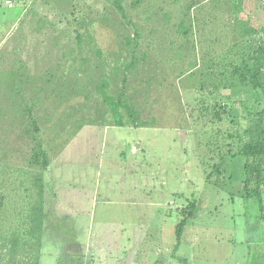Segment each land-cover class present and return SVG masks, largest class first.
Here are the masks:
<instances>
[{
    "label": "rangeland",
    "instance_id": "374dc122",
    "mask_svg": "<svg viewBox=\"0 0 264 264\" xmlns=\"http://www.w3.org/2000/svg\"><path fill=\"white\" fill-rule=\"evenodd\" d=\"M0 7L1 264H264V209L243 197L240 154L264 109L244 78L257 68L264 87L259 0Z\"/></svg>",
    "mask_w": 264,
    "mask_h": 264
},
{
    "label": "trees",
    "instance_id": "16d2710c",
    "mask_svg": "<svg viewBox=\"0 0 264 264\" xmlns=\"http://www.w3.org/2000/svg\"><path fill=\"white\" fill-rule=\"evenodd\" d=\"M259 69H255L252 75H244L245 80L250 82L255 87H264L259 83ZM245 141L241 148V156L244 158V180L243 190L244 198L256 197L260 204V209L263 211V194L262 187L264 186V109L258 111L250 120V123L244 130ZM36 163L40 165V169H46L50 164V157L47 151L39 146L37 152L33 155ZM35 187L37 189V199L32 206V227L31 234L37 240L41 239L43 228V203H44V185L42 172H38L35 177ZM199 202L195 199L188 202L187 206L181 211V218L175 225V246L174 252L181 244L184 229L190 220L197 217L200 210ZM2 257L0 253V264Z\"/></svg>",
    "mask_w": 264,
    "mask_h": 264
},
{
    "label": "crops",
    "instance_id": "0c3cea01",
    "mask_svg": "<svg viewBox=\"0 0 264 264\" xmlns=\"http://www.w3.org/2000/svg\"><path fill=\"white\" fill-rule=\"evenodd\" d=\"M6 2H7V0H6ZM3 10L4 9H2V7H0V27L5 24V12H3ZM180 247H181V244H180L179 248L175 251L176 256H177V252L179 251ZM179 258H181V257H179ZM187 259H188V263H190V264H196L197 263V262L194 263L192 256L190 258L187 257ZM217 263L220 264V262H217ZM221 264H223V263H221ZM228 264H231V263H228Z\"/></svg>",
    "mask_w": 264,
    "mask_h": 264
},
{
    "label": "built area",
    "instance_id": "2783aa9c",
    "mask_svg": "<svg viewBox=\"0 0 264 264\" xmlns=\"http://www.w3.org/2000/svg\"><path fill=\"white\" fill-rule=\"evenodd\" d=\"M7 3H11V0H7ZM261 8L264 10V0H259Z\"/></svg>",
    "mask_w": 264,
    "mask_h": 264
}]
</instances>
